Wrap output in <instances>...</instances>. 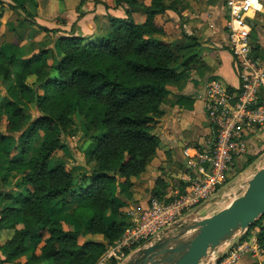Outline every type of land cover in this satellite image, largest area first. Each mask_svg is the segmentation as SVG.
I'll return each mask as SVG.
<instances>
[{"label": "trees", "instance_id": "obj_1", "mask_svg": "<svg viewBox=\"0 0 264 264\" xmlns=\"http://www.w3.org/2000/svg\"><path fill=\"white\" fill-rule=\"evenodd\" d=\"M114 1L117 5L125 3L144 9V22L134 23L131 11L125 9L124 17L108 16L111 30L97 41L82 42L78 36L68 38L63 59L55 69L56 76L43 82L47 91L45 97L39 96L25 83L30 67L43 53L25 59L0 51V65L5 63L10 67L8 73L5 70L0 77L11 76L7 88L9 97L3 99L0 114L16 117L29 104L43 107L49 100L66 102L71 97L80 101L90 100L100 108L96 125L107 128L109 132L92 152L101 161L100 167L90 172L89 184L79 192V200L84 205L77 211L86 212L91 219V232L100 234L107 243L119 239L124 229L116 219L120 206L112 189L116 181L114 169L127 179L143 172L147 159L158 147V138L151 132L152 117L163 113L165 85L176 78L174 54L166 45L155 44L144 37L146 31L162 32L154 21V15L167 6L162 4V0H152L149 6H143L137 0ZM12 5L24 9L17 1ZM41 28L49 31L44 26ZM87 56L106 59L108 63L105 66H87L80 62ZM182 99L179 103L187 101ZM68 106L69 102L56 113L49 112L31 122L30 133L40 127H47L48 133L36 153L22 164L21 170L25 172L22 182L33 193L22 198L23 204L38 208L41 201L62 197L74 186V178L62 165L48 168L51 154L60 148L58 133L69 121ZM5 137L0 133V142ZM105 163H110V167L107 168ZM156 184H161L160 180ZM9 210L17 216L16 211L21 213L23 207H10ZM24 212L21 213L23 226L15 228L13 237L1 246L7 259L22 250L26 237L38 228L39 218ZM74 215L77 217L79 214L75 212ZM260 218H264V214ZM5 226L7 229L14 225ZM47 232L49 240L41 253L31 256L24 264H59L63 260L68 264H87L105 250L102 242L78 244L79 231L75 228L64 230L59 218L47 223ZM258 238L264 244V226Z\"/></svg>", "mask_w": 264, "mask_h": 264}, {"label": "rangeland", "instance_id": "obj_2", "mask_svg": "<svg viewBox=\"0 0 264 264\" xmlns=\"http://www.w3.org/2000/svg\"><path fill=\"white\" fill-rule=\"evenodd\" d=\"M14 1L22 4L24 9L13 7ZM14 1L0 0V51L8 56L16 55L25 59L43 53L30 67L25 83L34 88L39 96L45 97L47 91L43 82L47 78L56 76L55 69H57L64 56L65 41L73 37L69 33L75 29L71 25L67 26L70 31L55 26L64 25V22L68 20L65 13L68 5L69 8L75 6L77 2L81 5L80 2H84V0H69V4L61 3L59 0ZM88 1L97 2V0ZM78 15H81L80 10L77 11ZM43 26L49 31H44L41 28ZM98 38L100 36L90 39L85 36L80 39L82 42L89 40L95 42ZM80 62L87 66H105L108 60L87 56L81 59ZM5 70L8 73L10 67L3 63L0 65V73L2 74ZM10 83L11 76L5 79L0 77V109L3 105V99L9 97L7 88ZM49 87L52 86L49 85ZM77 100L72 97L66 102L49 100L43 107L29 104L27 109L16 117L0 114V133L6 136L0 142V264H24L31 256L39 255L49 240L47 223L55 218L61 219L64 230L75 228L79 231L78 244L85 241H95L102 242L105 245V250L87 264H100L104 260L105 263L103 264H122L130 254L148 246L143 244V241L134 242L129 247L121 248L120 252L115 251L111 257H107L108 251L122 238V235L114 242L107 243V240L100 234L91 232V219L86 212L77 211L80 208L79 206L84 205L79 200V192L89 184L91 180L90 172L98 170L100 167L101 161L97 160L92 152L97 148L98 142L109 132L107 128L99 124L96 125L100 108L95 103H91L90 100ZM67 102H69V121L64 129L58 133L60 148H57L51 154L48 168H56L62 165L74 178V186L62 197L41 201L38 208L35 205L23 204L22 198L26 194L32 195L33 193H31L30 187L22 182L25 176V172L21 170L22 164L36 153L38 145L48 133L47 127H40L35 132L30 133L31 122L49 112L56 113L60 108L65 107ZM158 118L159 116L152 117V120L155 119L153 127L158 125ZM201 130L204 132V128ZM261 153L250 157V161L244 163V167L238 170L232 168L234 166V164L231 165L232 162L229 164L223 173V181L218 191L204 206H201L198 213L199 218L208 217L218 212L244 192L247 181L256 172V169L264 164V153ZM170 161L168 160L167 163ZM147 164L146 161L145 167H147ZM104 165L107 168L110 167V163ZM189 165L192 166L191 163ZM179 169L175 166V169H171L168 173L167 171L163 172L164 176H169L171 179V181H167L169 182L168 187L173 188L181 180L174 178ZM114 172L116 181L112 189L120 206L116 219L117 224L124 228V233L127 230L126 228L131 226L130 221L127 224L125 221L130 218V213L135 211L133 210L135 208L128 206L132 202H137L132 201L135 198L132 191L134 190L143 197L152 198L157 193L159 194L162 188L158 184H156L157 187L154 186V183L158 180H156L157 177L155 178L156 181L153 180V183H151L153 178L150 179V184L148 182L146 184L134 182L135 179H141L145 176V168L139 176H131L128 179L118 175L116 169H114ZM191 174L192 171H189L188 175ZM188 177L184 180H187ZM130 180H133L134 186L133 183H129ZM151 185L153 190L149 192V186ZM154 188L156 191H154ZM10 207H23L22 212L25 210V214L39 218V224L38 228L26 237L23 249L17 252L15 256L7 259L1 246L13 237L15 228L23 226L22 212L18 213L15 210L17 215L15 216L14 212L9 210ZM75 212L76 215L79 214L77 217L74 215ZM4 224L14 226L7 228L3 233L2 230L6 229ZM263 226L264 218H258L247 229L236 231L231 238L225 240L220 247L214 249L210 256L202 259L199 264H211L220 255L224 254L230 246L234 247L242 241L248 242L249 246L253 247L249 248L246 254L240 258H246L248 261L245 262L244 260L242 263L264 264V244L258 238ZM242 263L238 262L237 264ZM59 264H68V262L63 260Z\"/></svg>", "mask_w": 264, "mask_h": 264}, {"label": "crops", "instance_id": "obj_3", "mask_svg": "<svg viewBox=\"0 0 264 264\" xmlns=\"http://www.w3.org/2000/svg\"><path fill=\"white\" fill-rule=\"evenodd\" d=\"M59 1L68 3L69 0ZM151 1L137 0L143 6H149ZM80 3L81 5L77 2L71 8L68 5V9H65L68 20L64 25L55 27L70 31L67 26L71 25L75 29L69 33L70 35L88 36L90 39L104 37L109 33L111 30L109 15L124 17L125 9H128L136 24L143 23L146 16L144 9L131 7L125 3L117 5L114 0H97L96 3L84 0ZM162 4L167 8L154 15V21L161 27L162 32L146 31L144 37L155 44L166 45L174 54L176 78L165 85L163 113L157 123L160 127H157L158 125L153 127L155 119L151 122V132L158 138V147L147 159L145 176L134 180L150 184V179L153 178L151 181L153 183L157 177L156 180L161 182L158 186L162 191L154 196L160 197L159 199L186 186L187 180L184 179L187 176L191 177L195 172L189 163L197 159L196 155L205 150L214 137L205 108L209 97V84L217 81L228 92H236L240 84L224 26L225 0H162ZM253 4L248 13L251 26L249 41L253 46L254 55L264 66V0H254ZM79 10L81 15L77 16ZM181 98L187 101L179 103ZM259 103L264 105V88L259 94ZM240 136L243 149L234 155L231 163L234 164L232 168L237 170L244 167V163L250 157L260 152L264 153V124L243 127ZM168 160L171 161L167 163ZM175 166L180 169L174 178L181 180L172 188L167 186L169 184L167 181H171L170 177L164 176L163 172L168 173L175 169ZM189 171H192L191 175H188ZM130 183L132 184L133 180H130ZM152 190L151 185L149 192ZM132 193L135 197L132 201L137 202H128L131 203L128 207L135 208L133 210L144 208L150 200L134 190ZM130 214V218L125 221L126 224L132 220V212ZM5 230L7 229H3L2 232ZM244 260L248 262L246 258L239 259L238 262L242 263Z\"/></svg>", "mask_w": 264, "mask_h": 264}, {"label": "built area", "instance_id": "obj_4", "mask_svg": "<svg viewBox=\"0 0 264 264\" xmlns=\"http://www.w3.org/2000/svg\"><path fill=\"white\" fill-rule=\"evenodd\" d=\"M253 2L225 0L224 26L240 84L236 92L226 91L217 81L209 84L205 108L214 137L210 145L196 155L197 159L190 162L195 169L194 174L187 178L182 189L163 196V199L152 197L144 208L132 211L131 226L111 247L107 257L134 242L152 244L172 228L175 230L183 224L186 217L198 216L201 206L218 191L223 173L234 155L242 152L241 129L252 124H264V105L259 103V94L264 88V66L254 55L249 41L251 26L248 13L254 6ZM249 248L253 247L246 241L230 246L211 264H237Z\"/></svg>", "mask_w": 264, "mask_h": 264}, {"label": "water", "instance_id": "obj_5", "mask_svg": "<svg viewBox=\"0 0 264 264\" xmlns=\"http://www.w3.org/2000/svg\"><path fill=\"white\" fill-rule=\"evenodd\" d=\"M264 214V164L247 181L244 192L211 216L186 217L158 241L130 254L122 264H199Z\"/></svg>", "mask_w": 264, "mask_h": 264}]
</instances>
